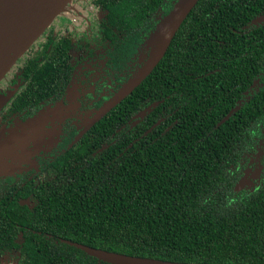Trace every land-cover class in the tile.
<instances>
[{
	"label": "trees",
	"instance_id": "1",
	"mask_svg": "<svg viewBox=\"0 0 264 264\" xmlns=\"http://www.w3.org/2000/svg\"><path fill=\"white\" fill-rule=\"evenodd\" d=\"M173 1L142 4L168 12ZM255 2L199 0L134 90L179 109L182 117L165 134L159 126L131 144L125 131L112 136L107 117L106 133L96 136L106 149L95 153L104 141L87 139L55 160L28 223L65 242L30 231L24 264H114L68 240L172 261L264 264V179L235 188L238 163L264 137V85L245 94L264 69V28L234 29L264 7ZM131 98L116 110L124 112Z\"/></svg>",
	"mask_w": 264,
	"mask_h": 264
},
{
	"label": "flooded vegetation",
	"instance_id": "2",
	"mask_svg": "<svg viewBox=\"0 0 264 264\" xmlns=\"http://www.w3.org/2000/svg\"><path fill=\"white\" fill-rule=\"evenodd\" d=\"M142 1L71 0L69 8L54 19L0 81V135L20 129L32 118H41L36 127L38 134L27 146L29 155L0 167V264H24L30 231L65 242L48 231L35 229L28 221L35 220L32 213L39 209L41 183L54 178L57 158L84 145L87 139L104 141L95 153L108 147L105 138L96 137L101 131L106 133V129L101 130L105 118L111 120L112 136L125 131L132 144L159 126L167 127L162 130L165 134L182 117L179 109L164 103V98L147 93L132 96L144 80L101 113L146 65L152 49L147 41L177 2L174 0L165 12L162 4L149 9ZM251 25L264 28V7L251 23L231 27L246 29ZM234 53L241 57L238 49ZM263 85L264 69L245 94ZM130 97L124 112L116 110ZM142 111H146L144 116ZM236 169V189L238 185L239 190L253 189L261 183L264 137L256 139Z\"/></svg>",
	"mask_w": 264,
	"mask_h": 264
},
{
	"label": "water",
	"instance_id": "3",
	"mask_svg": "<svg viewBox=\"0 0 264 264\" xmlns=\"http://www.w3.org/2000/svg\"><path fill=\"white\" fill-rule=\"evenodd\" d=\"M71 0H0V81L22 54L37 40L54 19L69 8ZM199 0H177L148 39L151 55L146 65L125 84L118 95L102 109L105 113L138 86L164 57L174 36ZM257 20H253L255 23ZM148 110H151L149 107ZM146 111H142L144 116ZM226 116L221 122L225 121ZM40 117L21 124L20 129L0 135V167L29 155L27 146L38 134ZM241 186L238 185V189ZM89 255L114 264H200L164 260L110 251L68 240Z\"/></svg>",
	"mask_w": 264,
	"mask_h": 264
},
{
	"label": "clouds",
	"instance_id": "4",
	"mask_svg": "<svg viewBox=\"0 0 264 264\" xmlns=\"http://www.w3.org/2000/svg\"><path fill=\"white\" fill-rule=\"evenodd\" d=\"M231 202H232V201H231L230 199L227 201L228 204H231Z\"/></svg>",
	"mask_w": 264,
	"mask_h": 264
},
{
	"label": "rangeland",
	"instance_id": "5",
	"mask_svg": "<svg viewBox=\"0 0 264 264\" xmlns=\"http://www.w3.org/2000/svg\"><path fill=\"white\" fill-rule=\"evenodd\" d=\"M10 170V169H9ZM9 170H6V172H8Z\"/></svg>",
	"mask_w": 264,
	"mask_h": 264
}]
</instances>
